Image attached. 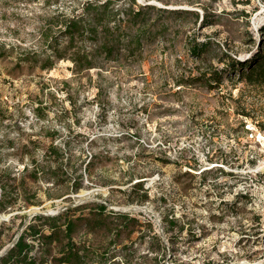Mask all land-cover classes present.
<instances>
[{"label": "rangeland", "instance_id": "374dc122", "mask_svg": "<svg viewBox=\"0 0 264 264\" xmlns=\"http://www.w3.org/2000/svg\"><path fill=\"white\" fill-rule=\"evenodd\" d=\"M136 3L188 14L164 19L167 33L146 44L138 62H110L74 75L68 60L51 69L19 63L38 51V32L52 9L42 2L0 0V174L8 171L17 186L15 200L0 212V251L34 215L54 216L88 203L138 220L130 238L124 233L119 240L132 243L133 264H152L162 254L148 250L152 234L165 246L169 236L174 239L176 251L169 259L166 250L164 264H264V88L226 75L212 90L177 85L209 66L221 68L214 54L248 58L264 23V3ZM207 37L219 48L213 44L211 53L192 58L187 42ZM38 106L42 118L34 114ZM52 135L65 154L63 180L53 185L26 179L35 195L27 205L23 166L31 170L32 158L49 163L43 153ZM74 180L81 183L77 192ZM138 183L142 190L133 188ZM167 216L180 231L165 232ZM110 235L100 230L74 238H91L102 247ZM115 260L120 257L107 264Z\"/></svg>", "mask_w": 264, "mask_h": 264}, {"label": "trees", "instance_id": "16d2710c", "mask_svg": "<svg viewBox=\"0 0 264 264\" xmlns=\"http://www.w3.org/2000/svg\"><path fill=\"white\" fill-rule=\"evenodd\" d=\"M25 2H42L43 6L52 9L44 19L38 32V51L33 50L19 58V63L40 64L41 69H51L60 60H68L72 64L74 75L84 74L91 69L102 70L108 63L138 62L142 58L144 46L162 39L168 31L163 23L166 18L181 19L188 13L180 10H167L153 5H140L136 0H125L118 4L117 0H23ZM264 3V0H261ZM258 40L255 51L246 59L239 60L228 53L214 54L217 61L223 63L221 68L209 66L196 76L181 77L178 86L201 84L212 90L222 84L223 78H234L244 82L251 88H264V23L257 29ZM213 43L210 37L202 42H187L188 53L194 59L211 53ZM39 107V108H38ZM34 114L43 117V108L38 106ZM264 130V126H260ZM54 136L45 148L43 159L49 163H40L34 158L28 170L27 163L23 172H28L21 179L23 202L34 204V194L26 187V179L33 182L51 181L59 185L63 180L62 165L64 151L54 144ZM53 163V165L51 164ZM72 191L77 192L81 183L74 180ZM142 190V183L133 188ZM0 212L11 206L17 195V186L12 184L8 171L0 174ZM144 199H147L146 193ZM77 211L79 212L77 214ZM109 219H115L110 222ZM166 233L174 228L181 230L177 220L165 217ZM113 226V227H112ZM138 226V220L128 213L107 210L103 204H82L74 208H66L61 213L34 215L28 223L21 227L11 248L0 256V264H107L117 256L120 261L113 264H133L132 243L119 242L125 233L129 239ZM132 227V228H131ZM105 230L111 235L105 246L99 247L90 238L87 241L75 240V235L88 237L97 231ZM83 239V238H82ZM148 250L159 255L151 258L152 264H164L166 250L170 251L169 259L174 255L175 242L169 236L165 246L155 234ZM120 246L119 250L111 247Z\"/></svg>", "mask_w": 264, "mask_h": 264}, {"label": "water", "instance_id": "95a60500", "mask_svg": "<svg viewBox=\"0 0 264 264\" xmlns=\"http://www.w3.org/2000/svg\"><path fill=\"white\" fill-rule=\"evenodd\" d=\"M14 241H15V239H14ZM14 241H13V242H14ZM13 242H12V244L9 245L7 248H5V249H3V250L0 251V256H2V255L6 252L7 249L11 248V246L13 245Z\"/></svg>", "mask_w": 264, "mask_h": 264}, {"label": "bare ground", "instance_id": "6f19581e", "mask_svg": "<svg viewBox=\"0 0 264 264\" xmlns=\"http://www.w3.org/2000/svg\"><path fill=\"white\" fill-rule=\"evenodd\" d=\"M2 216L4 217V215H2ZM2 216H1V217H2Z\"/></svg>", "mask_w": 264, "mask_h": 264}]
</instances>
